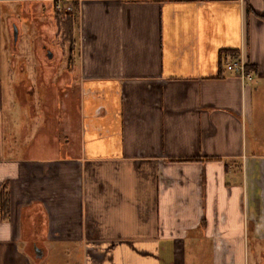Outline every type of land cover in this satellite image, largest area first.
<instances>
[{"label":"crops","instance_id":"crops-1","mask_svg":"<svg viewBox=\"0 0 264 264\" xmlns=\"http://www.w3.org/2000/svg\"><path fill=\"white\" fill-rule=\"evenodd\" d=\"M56 2L77 47L17 67ZM259 148L264 0H0V264H264Z\"/></svg>","mask_w":264,"mask_h":264},{"label":"rangeland","instance_id":"rangeland-1","mask_svg":"<svg viewBox=\"0 0 264 264\" xmlns=\"http://www.w3.org/2000/svg\"><path fill=\"white\" fill-rule=\"evenodd\" d=\"M36 1V0H34ZM57 4L59 7H57ZM36 5L38 7H36ZM33 7L27 9V18L21 14L23 11L18 5L13 6L12 16L14 17L15 27L17 28V40H14V27L12 28V44L14 49H17L19 56L13 57L15 60V65L19 66L20 54L22 55L23 51H40L42 54L43 62L45 64L53 63H63L65 64L66 58L63 57V54L66 50L69 49V44L65 43L66 37L62 35V31L58 30L57 24L55 23L56 17L60 18L66 16L71 12L74 14V10L67 11V7L63 6L61 3L56 2L54 7H51V4L41 8L39 4H36ZM5 10V15L10 16ZM74 42L75 48L77 47V29L76 24L74 25ZM22 33V39H21ZM20 38V39H19ZM52 52L54 54V59L50 60L46 57L47 52ZM29 58L31 66H36L39 63L36 62L35 57L32 56ZM261 153H264V148H259Z\"/></svg>","mask_w":264,"mask_h":264},{"label":"trees","instance_id":"trees-1","mask_svg":"<svg viewBox=\"0 0 264 264\" xmlns=\"http://www.w3.org/2000/svg\"><path fill=\"white\" fill-rule=\"evenodd\" d=\"M55 6V5H54ZM55 23L57 24L58 30L62 31V35L66 37L65 43L69 44V49L75 48V42L73 40L75 18L72 15H66L62 18L56 17ZM249 72V70L247 69Z\"/></svg>","mask_w":264,"mask_h":264},{"label":"built area","instance_id":"built-area-1","mask_svg":"<svg viewBox=\"0 0 264 264\" xmlns=\"http://www.w3.org/2000/svg\"><path fill=\"white\" fill-rule=\"evenodd\" d=\"M244 2L246 0H239ZM57 7L59 5L57 4ZM226 71L233 73L235 76L240 78L242 81L251 80V74L247 71L245 63L241 60H233L226 65Z\"/></svg>","mask_w":264,"mask_h":264},{"label":"water","instance_id":"water-1","mask_svg":"<svg viewBox=\"0 0 264 264\" xmlns=\"http://www.w3.org/2000/svg\"><path fill=\"white\" fill-rule=\"evenodd\" d=\"M17 28L16 27H14V40L16 41L17 40ZM52 57V53L51 52H49L48 53V58H51Z\"/></svg>","mask_w":264,"mask_h":264}]
</instances>
